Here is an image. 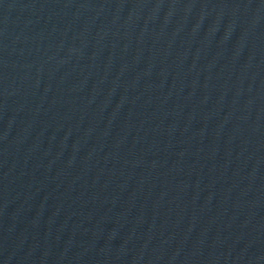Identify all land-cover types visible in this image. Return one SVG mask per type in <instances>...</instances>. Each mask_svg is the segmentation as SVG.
I'll list each match as a JSON object with an SVG mask.
<instances>
[{
  "label": "water",
  "instance_id": "obj_1",
  "mask_svg": "<svg viewBox=\"0 0 264 264\" xmlns=\"http://www.w3.org/2000/svg\"><path fill=\"white\" fill-rule=\"evenodd\" d=\"M0 264H264V0H0Z\"/></svg>",
  "mask_w": 264,
  "mask_h": 264
}]
</instances>
